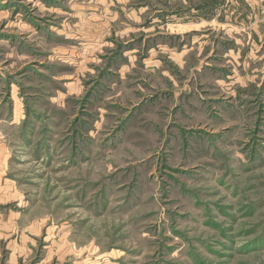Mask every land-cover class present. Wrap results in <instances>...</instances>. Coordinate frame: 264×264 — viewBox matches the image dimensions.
<instances>
[{"label": "rangeland", "instance_id": "1", "mask_svg": "<svg viewBox=\"0 0 264 264\" xmlns=\"http://www.w3.org/2000/svg\"><path fill=\"white\" fill-rule=\"evenodd\" d=\"M243 6L0 0V264H264Z\"/></svg>", "mask_w": 264, "mask_h": 264}, {"label": "crops", "instance_id": "2", "mask_svg": "<svg viewBox=\"0 0 264 264\" xmlns=\"http://www.w3.org/2000/svg\"><path fill=\"white\" fill-rule=\"evenodd\" d=\"M245 1L247 6H243V9L240 10L237 14H234L235 11L233 10H227L224 15V20H222L224 23H222L223 25L221 24L220 26H224L228 31L233 29L231 32H242V37L244 38L245 36V38L248 39V42L252 44L258 38L259 40H264V14L260 13V11L258 10L259 6H257V4L262 0ZM211 21L214 22V19H212ZM200 26L201 25H194L191 28V25H187V27L186 25L185 27H179L175 26L172 23L168 24L169 29L176 31L183 30L182 28H187L189 30H198L199 28H201ZM260 27H263V29L260 30Z\"/></svg>", "mask_w": 264, "mask_h": 264}]
</instances>
